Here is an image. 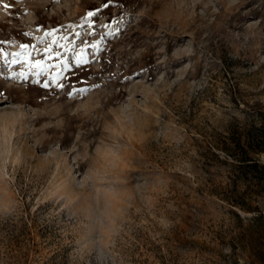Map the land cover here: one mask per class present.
<instances>
[{"label": "rangeland", "instance_id": "obj_1", "mask_svg": "<svg viewBox=\"0 0 264 264\" xmlns=\"http://www.w3.org/2000/svg\"><path fill=\"white\" fill-rule=\"evenodd\" d=\"M258 111L264 0H0V264H264L213 146Z\"/></svg>", "mask_w": 264, "mask_h": 264}, {"label": "trees", "instance_id": "obj_2", "mask_svg": "<svg viewBox=\"0 0 264 264\" xmlns=\"http://www.w3.org/2000/svg\"><path fill=\"white\" fill-rule=\"evenodd\" d=\"M230 131L224 140L213 144L230 158L231 182L222 186L221 192L231 205L258 211L254 219L264 234V212L259 209L264 201V161L260 157L264 153V111L252 113L244 122L237 121Z\"/></svg>", "mask_w": 264, "mask_h": 264}, {"label": "snow or ice", "instance_id": "obj_3", "mask_svg": "<svg viewBox=\"0 0 264 264\" xmlns=\"http://www.w3.org/2000/svg\"><path fill=\"white\" fill-rule=\"evenodd\" d=\"M90 15H92V14L90 13ZM49 35H51V34H49ZM52 43H56V41L53 40ZM25 47H27V46H25ZM45 54L47 55V57H48L49 60H51L53 58H59L60 55H61L59 52L53 53L52 52V48L50 46H48V47L45 48ZM84 62L85 61L83 60V55L81 53V54L78 55L77 60H76V63H77V65H79V64L84 63ZM32 66L33 67H39L41 69V71L44 70V62L42 60L36 61ZM67 67L68 66H67L66 60H60V71L67 70ZM59 78L60 77L57 76L55 79H59ZM47 86H48L47 84L44 85V87H47ZM58 86H61L62 87V85H58Z\"/></svg>", "mask_w": 264, "mask_h": 264}]
</instances>
